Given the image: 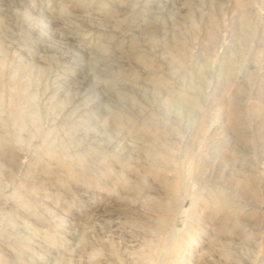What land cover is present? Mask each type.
Instances as JSON below:
<instances>
[{
	"label": "rangeland",
	"instance_id": "rangeland-1",
	"mask_svg": "<svg viewBox=\"0 0 264 264\" xmlns=\"http://www.w3.org/2000/svg\"><path fill=\"white\" fill-rule=\"evenodd\" d=\"M99 1L0 0V264H205L207 249L264 264V0ZM154 25L165 34L152 45ZM155 151L167 167L146 175ZM222 172L244 177L229 183L245 234L219 241L188 199L168 244L181 194L168 181ZM191 223L201 243L173 250Z\"/></svg>",
	"mask_w": 264,
	"mask_h": 264
},
{
	"label": "bare ground",
	"instance_id": "bare-ground-1",
	"mask_svg": "<svg viewBox=\"0 0 264 264\" xmlns=\"http://www.w3.org/2000/svg\"><path fill=\"white\" fill-rule=\"evenodd\" d=\"M81 1V0H80ZM91 1V0H90ZM96 1V0H95ZM62 2V1H61ZM27 3V0H21V4H26ZM99 3V5H100V7H102V8H104V9H106V11H108L109 10V7H111L110 5H109V0H101V1H99L98 2ZM116 4V3H115ZM114 4V5H115ZM94 5V4H93ZM59 6V5H58ZM94 7V6H93ZM137 7V6H136ZM92 9V8H91ZM60 10L62 11V12H66V11H68V8L67 7H65V6H63V5H61L60 6ZM133 10V9H132ZM42 13L44 14V15H51L52 14V11L51 10H49L48 8H44L43 10H42ZM116 13V12H115ZM165 13H166V11H165ZM102 15V14H101ZM92 16V15H91ZM135 16V15H134ZM139 16V15H138ZM83 17V16H82ZM106 17V16H105ZM108 17V16H107ZM106 17V18H107ZM162 17V15L160 16V18ZM71 18H73V17H71ZM159 18V17H158ZM38 19V18H37ZM74 19V18H73ZM79 19V18H78ZM78 19H76V20H78ZM157 19V18H156ZM75 20V21H76ZM79 21H82V20H79ZM89 21V20H88ZM156 21H158V20H156ZM58 22H59V20H58V18H55V20L53 21V25H57L58 26ZM80 23V22H79ZM148 23V22H147ZM158 23H161V21L160 22H158ZM60 24V23H59ZM82 24V23H81ZM155 24V23H154ZM85 25V24H84ZM83 25V26H84ZM88 25V24H87ZM119 25V24H118ZM121 25V24H120ZM42 26V25H41ZM45 26V25H44ZM86 26V25H85ZM105 26V25H104ZM143 26V25H142ZM171 26V25H170ZM92 27V26H91ZM141 27V26H140ZM144 27H145V25H144ZM163 27V26H162ZM50 28H51V26L49 25V26H47V28H44L45 29V31L46 30H50ZM68 28V27H67ZM142 28V27H141ZM148 28V27H147ZM94 29H95V27H94ZM97 29V28H96ZM142 29H144V28H142ZM154 29H155V31H153V32H151L150 34H149V41L152 43V45L153 44H155V43H157V37H158V34H160L161 32L163 33V28L161 29V25L160 26H158V25H154ZM89 30H91V28H88L87 29V31H89ZM147 30V29H146ZM149 30V29H148ZM57 31V30H56ZM55 31V32H56ZM61 31V30H60ZM48 32V31H47ZM145 32V31H144ZM59 33V32H58ZM58 33H55L54 34V36L55 37H57L58 36ZM86 33V32H85ZM60 34V33H59ZM65 34V33H64ZM163 34H165V32L163 33ZM162 34V35H163ZM85 35V34H84ZM140 35V34H139ZM72 36V35H71ZM39 37V36H38ZM52 37V36H51ZM60 37H61V35H60ZM92 37V36H91ZM142 37V36H141ZM105 38V37H104ZM82 40V39H81ZM67 41V40H66ZM84 41V39L82 40V41H80V40H78V39H76L74 36H72L71 37V39H70V46L73 48V49H76L77 51H79V53L81 52V53H83V54H85L86 55V51H83L82 49H81V47H80V45H81V42H83ZM89 41V40H88ZM148 41V40H147ZM62 42V41H61ZM93 44V43H92ZM83 45V44H82ZM81 45V46H82ZM167 46V45H166ZM98 47L101 49V50H103V51H105V48H104V46H102V45H98ZM148 47V46H147ZM174 47V46H173ZM126 48V47H125ZM158 48V47H157ZM57 49V48H56ZM127 49V48H126ZM53 51V50H52ZM68 51V50H67ZM88 51V50H87ZM65 54V53H64ZM114 56V55H113ZM118 57V56H117ZM144 57V56H143ZM138 57V60L139 61H141L144 65H145V67H147L148 65H152V63L151 62H149V60H148V58L147 57ZM173 58H174V56H173ZM92 60V59H91ZM151 60V59H150ZM119 62V61H118ZM151 63V64H150ZM158 63V62H157ZM66 64V63H65ZM77 65V64H76ZM101 65V64H100ZM109 72V71H108ZM160 72V71H159ZM165 75V74H164ZM173 75V74H172ZM129 77V76H128ZM76 79V78H75ZM81 79V78H80ZM160 79H161V77H160ZM88 80H90V77H86V81H88ZM126 80V79H125ZM78 81V80H77ZM107 81V80H106ZM109 81V80H108ZM157 81V80H156ZM162 81V80H161ZM152 82V81H151ZM110 83H112L111 81H110ZM86 83H83L82 84V89L84 90V91H86L87 90V88L88 87H86ZM110 85V84H109ZM112 85V84H111ZM89 86V85H88ZM159 86V85H158ZM111 88V87H110ZM100 89V87L98 86V85H96L95 86V88L93 89V90H90L89 91V94H92V93H97V91ZM145 90V89H144ZM118 91V90H117ZM131 91V90H130ZM89 96V95H88ZM103 96V95H102ZM130 97H132V96H130ZM142 97V96H141ZM164 97V96H163ZM78 98V97H77ZM131 99V98H130ZM132 100H134V99H132ZM90 101V100H89ZM107 103V102H106ZM138 103V102H137ZM155 106V105H154ZM84 107V106H83ZM97 107V106H96ZM136 108H138V107H136ZM135 109V108H134ZM144 110V109H143ZM142 110V111H143ZM94 111V110H93ZM114 111V110H113ZM70 114V113H69ZM145 115V114H144ZM115 116V115H114ZM136 117V116H135ZM151 117V116H150ZM176 117V116H175ZM70 118V117H69ZM176 118H179V117H176ZM82 119V118H81ZM92 120V119H91ZM134 120V119H133ZM141 120V119H140ZM60 121V120H59ZM87 121V120H86ZM115 121L118 123V124H121L122 123V118H121V116H116L115 117ZM87 122H89V120L87 121ZM91 122V121H90ZM93 123V122H92ZM78 125H81V124H78ZM91 125H93V124H91ZM105 125V124H104ZM168 125V124H167ZM174 125V124H173ZM99 127V126H98ZM95 128H96V126H95ZM94 128V129H95ZM97 129V128H96ZM103 129V128H102ZM140 129H142L141 130V132H140ZM140 129H138V131L140 132V134H142L143 136L144 135H147L148 136V133H150L149 131H147L146 130V128H145V126L144 127H141ZM121 130V129H120ZM178 130V129H177ZM179 131V130H178ZM125 132V131H124ZM161 132H162V130H161ZM160 133V132H159ZM164 133V132H163ZM139 134V135H140ZM158 134V133H157ZM143 136H141V137H143ZM149 136H150V134H149ZM155 137V136H154ZM163 137V136H162ZM152 138V137H151ZM104 141V140H103ZM112 142V141H111ZM110 142V143H111ZM84 146V145H83ZM162 146H164V144L162 145ZM121 147V146H120ZM143 147V146H142ZM91 148V147H90ZM115 148V147H114ZM122 148V147H121ZM127 148V147H126ZM136 148V147H135ZM138 148V147H137ZM144 148V147H143ZM143 148H141L142 150H143ZM146 148V147H145ZM150 148V147H149ZM159 148V147H158ZM117 149V148H116ZM116 149H114V150H116ZM123 149V148H122ZM134 150V149H133ZM144 151H145V149H144ZM163 151V150H162ZM87 152V151H86ZM129 152V151H128ZM130 153V152H129ZM155 153H156V151H155ZM154 153V156L156 157L155 158V160L153 161V163L151 162V164L149 165V166H147V168L145 167H143L145 170L146 169H148V170H146L147 171V173H146V175H148V174H150V173H148V172H151V171H153V174H154V172H156V171H154V170H157V169H159V168H161V167H163L164 169L167 167V166H165V165H167L168 163H165L164 161H162V160H164V156L161 154V153H163V152H161V153H156L155 154ZM91 154V153H90ZM106 154V153H105ZM108 154V156H110L111 158H114V159H116L118 162L117 163H120V165L122 166V169H124V168H128L129 169V167H131V165H130V163H126V162H124V158H122L123 156V154L121 153V154H119V152L118 153H115V152H113V151H111L110 153H107ZM106 154V155H107ZM135 154V153H134ZM102 155H103V153H102ZM105 155V156H106ZM84 156V155H83ZM89 157H90V155H89ZM171 157V156H170ZM170 157H167V158H170ZM129 158H131V157H129ZM150 158V157H149ZM84 160H87L86 159V157L84 158ZM90 160V159H89ZM105 160V159H104ZM56 161V160H55ZM88 161V160H87ZM93 162V161H92ZM133 162V161H132ZM167 162H168V160H167ZM89 163H91L90 161H89ZM60 164V163H59ZM103 164V163H102ZM161 164H163V165H161ZM228 164V163H227ZM227 164H225V166H227L228 167V165ZM104 165V164H103ZM89 166V164L87 165V167ZM224 166V167H225ZM104 167L105 168H108L109 167V163H107V166L106 165H104ZM176 167V166H175ZM170 168H171V166H170ZM174 168V167H173ZM87 169V168H86ZM96 169H97V167H96ZM163 169V170H164ZM161 170V169H160ZM160 170H159V172H160ZM162 170V171H163ZM168 170V169H167ZM145 171V172H146ZM161 171V172H162ZM230 171V170H229ZM141 172V171H140ZM160 172V173H161ZM178 172V171H177ZM176 172V174H178ZM97 173V172H96ZM101 173V172H100ZM156 173H158V171L156 172ZM155 173V174H156ZM175 173V172H174ZM173 173V174H174ZM189 174H191L190 172H188ZM157 175V174H156ZM187 175V174H186ZM142 176H144V175H142ZM234 176V177H233ZM100 177V176H99ZM124 177V176H123ZM148 177V176H147ZM173 177H174V175H173ZM143 178H145V177H143ZM175 179H173V180H171V181H168V185H170V187H172L173 189H177V192H179V193H181L180 195H178V197L180 196V198H178L179 199V201H177L178 202V206H176V207H178L177 209H178V212L176 213V211L177 210H173V208L172 209H170V208H168V210H170V212H173V211H175V212H173V213H175V216L174 217H168V219H171V221L170 220H168V221H170V222H168V223H171V227H170V229H167V230H170L168 233L167 232H165V233H167V236H166V239L168 240V244H170L171 242H173V241H175L177 238H175L176 237V233H177V231H178V227H177V224H176V219H177V216H178V214H179V212L181 213V212H183V211H185L186 212V210L188 209V208H186L187 206H186V201L188 200V199H191L192 200V204L190 205L191 206V208H192V206H193V203H194V201H200V203L202 202V204L203 205H201V206H204V209H205V211H206V213H207V215H208V217L207 218H209V222L211 221V223L213 224V231H215V234L214 235H216L217 237V239H219V241L221 240L222 241V238H224V239H229L230 238V240L232 239V240H236V237L238 236V235H240V234H245V233H243L244 231H245V225L246 224H244L245 222H243V220L241 219L243 216V214H244V212H243V210L245 209L244 208V206H242V204H241V202H236L233 198H231L230 197V190L231 189H234L235 191H237L238 193H239V187L238 186H236L235 188L233 187V185L232 184H230L229 183V181H231L233 178H237L238 179V183H240L241 181H242V179H244V177L243 176H241L240 174H237V175H235V174H230L229 176L225 173L224 174V172H222V174L220 175V177L218 178V179H216L213 175H212V173L211 174H208V175H205L201 180H199V178L198 179H193V181L191 182L192 184H187L184 180H180V178H182V177H180L179 178V175H176L175 177H174ZM185 178V177H184ZM240 178V179H239ZM141 179H142V177H141ZM189 179V178H188ZM188 179H186V180H188ZM164 180H166V179H164ZM163 180V181H164ZM180 180V181H179ZM192 180V179H191ZM199 180V181H198ZM125 181V183H128V179H125L124 180ZM143 181V180H142ZM144 182H146V180L144 181ZM188 182V181H187ZM124 183V182H123ZM124 183V184H125ZM164 183H165V181H164ZM165 185L167 186V183H165ZM170 187H168V188H170ZM171 188V190H173ZM150 191V190H149ZM168 191H170V190H168ZM175 191V190H174ZM173 191V192H174ZM177 192H175V193H177ZM170 193H172L171 191H170ZM144 194H145V192H144ZM152 196V195H151ZM147 197V196H146ZM148 197H150L149 195H148ZM147 197V198H148ZM154 196H152V198H153ZM157 199H159V198H157ZM149 200V199H148ZM151 200V199H150ZM153 200V199H152ZM160 200V199H159ZM154 201H155V199H154ZM153 201V202H154ZM166 201H168V200H166ZM151 202V201H150ZM156 202V201H155ZM162 202V201H161ZM152 203V202H151ZM165 203V202H164ZM168 203H172V202H168ZM199 202H198V205L200 204ZM149 204V203H148ZM158 203L156 202V203H154V205H157ZM152 205H153V203H152ZM151 205V206H152ZM149 206V205H148ZM161 205L159 204V208H161L160 207ZM164 206V205H163ZM165 206H167L168 207V205H165ZM141 207V206H140ZM170 207H172V206H170ZM174 207V206H173ZM154 208H156V206L154 207ZM154 208H151V210H153L152 212H154ZM159 208H158V210H159ZM163 208V207H162ZM191 208H189V209H191ZM202 208V207H201ZM149 209V208H148ZM203 209V208H202ZM202 209H201V211H202ZM163 211H165L164 209H162ZM172 210V211H171ZM159 211H161V209L159 210ZM162 211V212H163ZM189 211V210H188ZM204 211V210H203ZM156 212V211H155ZM159 213V212H158ZM165 213V212H164ZM166 213H168V212H166ZM205 213V212H204ZM150 214V213H149ZM160 214V213H159ZM162 214V213H161ZM163 215H165V214H163ZM173 216V215H172ZM158 214H157V218H156V220H158ZM163 217H165V216H163ZM205 217V216H204ZM161 218V217H160ZM159 218V220H162L163 221V223L164 224H167V222H166V218L164 219H160ZM191 218V217H190ZM206 218V219H207ZM193 219V218H192ZM191 221V220H190ZM189 221V222H190ZM159 222H161V221H159ZM210 223V224H211ZM161 224H162V222H161ZM188 224V223H187ZM193 223H191L190 224V226L188 225L186 228L187 229H184V230H187V233L189 232V235H187L188 236V238L186 239L185 237V239L184 240H182V241H180V244L178 243V242H175L174 244H172V245H174L173 246V250H177V249H179L178 248V246L180 245V249L182 250L183 249V247L181 248V246H187V245H190L191 243L192 244H194L195 243V245H199L200 243H201V241H199L198 242V240H200V239H198V233H197V230H198V228H197V230L196 229H194L195 227H193V225H192ZM161 226H163V224L161 225ZM165 227H167L166 225H164ZM164 226L163 227H161V228H164ZM197 226V225H196ZM211 226V225H210ZM211 228H212V226H211ZM200 229V228H199ZM165 230H166V228H165ZM180 230V229H179ZM150 232V231H149ZM211 232V231H210ZM165 233H163V234H165ZM199 234H201L200 232H199ZM179 236V235H178ZM181 236V235H180ZM181 237H183V236H181ZM211 237V236H210ZM241 237V236H240ZM180 238V237H179ZM200 238V237H199ZM239 238V237H238ZM210 239V238H209ZM208 239V240H209ZM157 240V239H156ZM226 240V241H227ZM238 240V239H237ZM176 241H178V240H176ZM161 242V241H160ZM208 242V241H207ZM233 242V241H232ZM166 243H167V241H166ZM229 243V242H228ZM227 243V244H228ZM152 244H153V242H152ZM151 244V241H147V243H146V245H145V247H146V253L149 255V256H152V254L155 252V250H156V248H154L153 247V245ZM222 244H223V242H222ZM172 245H170V248H172L171 246ZM194 245V246H195ZM201 245H203V243L201 244ZM207 245V244H206ZM226 245V244H225ZM142 247H143V245H142ZM156 247H158V246H156ZM196 247V246H195ZM207 247V246H206ZM227 247V246H226ZM185 248V247H184ZM202 248V247H201ZM208 248H209V246H208ZM190 249V248H189ZM181 250H179V251H181ZM220 250V249H219ZM171 251V250H170ZM178 251V252H179ZM201 251V250H200ZM174 252V251H173ZM179 253H181V252H179ZM207 256H206V255ZM213 254H215V253H213ZM212 254V251H211V249L209 250V249H207V251H205V253H204V260H205V264H225V263H219V262H217V260H215L214 258H215V256ZM224 254V253H223ZM144 255V254H143ZM177 255H178V253H177ZM218 255V254H217ZM173 256H175V254L173 255ZM182 256V255H181ZM181 256H180V259H181ZM172 257V256H171ZM177 257H179V256H176L175 258H177ZM165 258V257H164ZM174 258V257H173ZM220 259V258H219ZM175 261H179V260H176L175 259ZM181 263V262H180ZM179 264V263H178Z\"/></svg>",
	"mask_w": 264,
	"mask_h": 264
}]
</instances>
